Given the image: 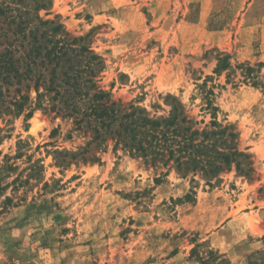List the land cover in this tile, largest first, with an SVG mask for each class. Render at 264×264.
Wrapping results in <instances>:
<instances>
[{
  "label": "rangeland",
  "instance_id": "rangeland-1",
  "mask_svg": "<svg viewBox=\"0 0 264 264\" xmlns=\"http://www.w3.org/2000/svg\"><path fill=\"white\" fill-rule=\"evenodd\" d=\"M43 1L0 0V264H264V0ZM61 33L103 101L174 114L145 156L61 111Z\"/></svg>",
  "mask_w": 264,
  "mask_h": 264
},
{
  "label": "trees",
  "instance_id": "trees-1",
  "mask_svg": "<svg viewBox=\"0 0 264 264\" xmlns=\"http://www.w3.org/2000/svg\"><path fill=\"white\" fill-rule=\"evenodd\" d=\"M50 4L51 0L43 1V6L48 7ZM45 23L51 24L53 21L46 20ZM67 36V33H61L51 47L54 49L46 50V53L42 55L45 60L42 62V67L49 72L46 80L47 88L55 90L61 103V111L72 116L77 127L91 129L94 138L106 131L114 132L116 141H132L136 151L145 156L147 151L157 144L153 141L164 137L166 129L178 122L174 114L162 120L153 119L141 113L136 115L132 110L121 112L115 103L108 104L106 100L103 101L106 93L97 88L93 81L95 73L102 68L99 55L88 46L80 44L83 37L72 38L69 41ZM73 44L75 47H72ZM71 58H76L75 63L70 62ZM39 77L42 75L39 74ZM36 82H40L39 78ZM19 106L21 109V105ZM224 129L221 132L225 131ZM173 130L175 134L176 127ZM181 134H183L181 138L186 140L184 133L181 132ZM189 139L190 137L187 141ZM152 150L155 151V149ZM155 152L159 154L161 151L157 149ZM218 154L223 157L224 166L214 165V169H224L230 164L228 153L222 151ZM238 154L242 153L238 152Z\"/></svg>",
  "mask_w": 264,
  "mask_h": 264
}]
</instances>
